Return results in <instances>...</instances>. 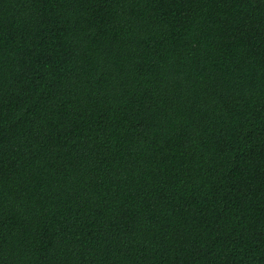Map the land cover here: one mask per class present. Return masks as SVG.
I'll return each mask as SVG.
<instances>
[{"label":"trees","instance_id":"1","mask_svg":"<svg viewBox=\"0 0 264 264\" xmlns=\"http://www.w3.org/2000/svg\"><path fill=\"white\" fill-rule=\"evenodd\" d=\"M0 264H264V0H0Z\"/></svg>","mask_w":264,"mask_h":264}]
</instances>
